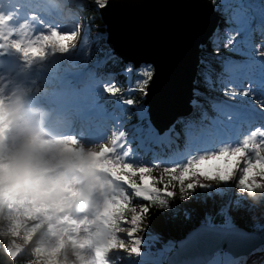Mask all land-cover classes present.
Wrapping results in <instances>:
<instances>
[{"label":"clouds","instance_id":"9594fccd","mask_svg":"<svg viewBox=\"0 0 264 264\" xmlns=\"http://www.w3.org/2000/svg\"><path fill=\"white\" fill-rule=\"evenodd\" d=\"M207 2L215 8L220 0ZM45 4L35 0L26 19L48 25ZM55 36L70 37L65 51H75L80 25L75 31L52 27L44 42ZM17 56L24 67L0 69V264H124L115 257L119 252L132 255L125 243L135 232L129 205L137 197L151 196V185H145L142 176L153 170L125 162L133 151L127 114L110 112L102 121L94 114L85 117L78 93L93 74L87 61L66 69L45 87L24 75L30 64L26 54L17 50ZM96 87L106 103H133L123 98L120 88L98 77ZM140 91L147 96L146 89ZM191 106L189 116L173 125L181 126L177 139L185 121H205L196 101ZM164 174L172 176V171L165 168ZM256 181H264V170H258ZM233 183L238 191L235 176ZM147 206L140 205L142 210ZM147 228L143 224L142 230Z\"/></svg>","mask_w":264,"mask_h":264},{"label":"water","instance_id":"95a60500","mask_svg":"<svg viewBox=\"0 0 264 264\" xmlns=\"http://www.w3.org/2000/svg\"><path fill=\"white\" fill-rule=\"evenodd\" d=\"M112 2L108 9L100 10L107 45L135 69L142 64L153 66L146 105L155 123L165 121L169 128L191 110L201 47L214 37L220 18L207 0ZM257 247H264V229L254 233L239 227L200 225L178 240L167 264H208L218 251L247 256Z\"/></svg>","mask_w":264,"mask_h":264},{"label":"snow or ice","instance_id":"6c2138e0","mask_svg":"<svg viewBox=\"0 0 264 264\" xmlns=\"http://www.w3.org/2000/svg\"><path fill=\"white\" fill-rule=\"evenodd\" d=\"M113 4L112 0H96L94 5L96 9L103 11ZM216 7L221 9V13H218L221 21L227 17L230 23L218 29L211 41L214 50L222 48L224 50L211 55L201 69L204 83L215 93L212 103L209 105L213 110L212 115L204 123L188 124L184 129L186 137L196 138L204 145L239 138V134L248 120V114L243 108L228 107L226 99H221V93L225 98L228 95H231L232 98L248 97L255 89L264 95V37L259 40L255 39V25H264V6L258 5L256 0H250L248 3L245 0H220ZM241 24L252 29L248 39L241 38L240 32L237 31ZM240 31L243 29L241 28ZM220 33L225 36L223 40H218ZM48 34L45 33V35ZM237 52L242 55H234ZM148 73L155 74L153 69H149ZM237 81L241 84L242 90L232 87V84ZM144 83L145 76L140 88H143ZM245 84L247 87H244ZM169 131L171 132L172 129ZM241 159L245 161L242 169L240 166L237 167ZM221 161L224 165L223 169L219 165ZM232 161L234 163L229 167ZM133 167L137 166L133 165ZM139 167L153 169V167L147 166ZM168 169L172 171V176H175L178 181L186 180L194 173L212 174L217 171L222 173L233 171L238 175L252 176L258 169H264V129L257 128L250 131L248 135L240 138L239 144L235 148L226 147L221 149L218 154L203 156L198 160H189L185 167ZM237 169L240 170L237 171ZM224 178L227 176L225 175ZM135 179L140 181L141 177L137 176ZM142 180L145 185L151 186L161 182L160 178L157 179L154 176L153 170L150 175L144 174ZM138 199L140 198L138 197ZM144 204H148V201L145 200ZM142 244V240L134 241L131 248V252L137 257L135 264H139L145 257Z\"/></svg>","mask_w":264,"mask_h":264},{"label":"rangeland","instance_id":"374dc122","mask_svg":"<svg viewBox=\"0 0 264 264\" xmlns=\"http://www.w3.org/2000/svg\"><path fill=\"white\" fill-rule=\"evenodd\" d=\"M48 1V0H46ZM53 1V0H52ZM56 1V5L58 6L59 9H61L63 12L67 13L69 18L72 21H75L76 23L78 22V25H80V36L78 39V43H77V48L75 51H65L66 47H67V39L63 38V36H59V38L56 40H50L47 42H43L38 49L36 48H28L25 50V52L29 53L30 50H37L36 54L41 55L43 58V60H46L48 57H55L54 62L50 65L49 64V70L51 71V78L49 80H47L45 82V85L42 84V86H49L52 83L55 82V80H57L61 74L66 70L67 67H76L78 66L80 63L87 61L90 66L93 69V74L90 76V82L88 83H92L94 86V82L97 83V77L101 80H103V82L105 84H114L116 87L121 89V86L116 85L115 81L110 80L109 78L106 79H102L100 78L99 75V66L102 65L103 62H98L96 55H94L92 53V50L95 49L94 46H92V41H98V42H102L101 38H105L106 36V32H102L100 30L99 27H95V28H91L89 25V22L86 21L84 19V15H81V12L79 11L81 8V5H83L84 3H87V5L92 6V9L95 7V3L96 0H72V3L70 0H63L62 2L59 3V1L61 0H55ZM246 3L250 2V0H245ZM256 3L258 5L264 6V0H256ZM60 4V6H59ZM77 6V7H76ZM74 7L76 8L74 11ZM216 10L221 11V9L215 7ZM91 10V9H90ZM89 10V11H90ZM229 22L224 23L222 25V28L229 24ZM66 31L68 30H75L73 28H69L66 27ZM243 29V31H240V29ZM257 28H255V38L256 40H259L261 37H264V34L261 31H257ZM259 29V28H258ZM237 31L240 32L241 38L243 39H248L250 34L252 33V29L246 27L244 24H241L238 28ZM89 36H88V34ZM222 35V37H221ZM221 37V38H220ZM91 38V39H90ZM225 36L223 33H220V35L218 36V40L220 39H224ZM80 40V41H79ZM55 50L54 51H49V48L47 47L48 44H55ZM84 43V44H83ZM30 46V45H29ZM94 47V48H93ZM97 49V53L98 55H103L105 54L107 57H109V53L107 51H105L104 48H100V47H96ZM24 52V53H25ZM237 55H242V53H235ZM149 69H152L150 66L146 67L143 66L141 69H139V71H137V74L139 75V79H138V83L142 84V82L144 81V76H145V85L146 83V79H147V75L150 74L148 73ZM127 75V74H126ZM128 76V75H127ZM54 80V82H53ZM96 87V86H95ZM232 87H235L238 90H242L241 89V85L238 84L237 82H234L232 84ZM98 92V89L95 88ZM94 89V90H95ZM95 90V92H96ZM134 90L130 89V93H132ZM250 99L246 100V97H235L232 99H228L225 98L224 96H221L222 100L227 101L228 107L230 108H234L237 105L239 106H244V105H248L250 107H256V108H262L264 107V104H258L255 100V96L253 94L250 93ZM96 103L98 105L99 111L102 112L101 116L104 115V105L102 104V99L98 98L95 99ZM125 105H118L117 107V111L123 113L125 111ZM138 115L142 121H145V113L141 112L139 110ZM208 116V115H206ZM211 118V115H209V119ZM129 134L132 140V134L134 132L133 129L129 130ZM192 145L191 144V149H192ZM238 146V145H237ZM235 148L236 146H231L229 144L226 145H221V144H217V146L215 148H211L209 151L205 152H196L194 154H192V156L190 154H187L189 160H198L199 158L203 157V156H210L213 154H218L219 151L223 148ZM122 151H120L121 154ZM192 152V150H191ZM154 156V155H153ZM187 161V164H188ZM126 163H131L133 165V163L138 162L139 165H143V162L141 161V159L137 158L136 155L134 154V158L129 159L126 158L125 160ZM234 163V161L230 162L229 167H231V164ZM245 161L243 159H241L239 161V165H240V169H242L243 165H244ZM169 165L173 164V161L168 163ZM220 167L223 169L224 165L223 162H219ZM187 166V165H186ZM185 167V166H183ZM240 169H237V171H239ZM258 170H264V169H258ZM258 170L256 173H254L252 176L246 175V174H236L233 171H229L227 173H222V172H214L212 174H208V173H194L193 175H191L190 177H188L186 180H180L182 183V186L185 187H190V186H194L196 187L195 189H200L198 190V192H202L204 194L207 195H213V194H219L220 196H223L224 199V204H223V209L221 210V212L216 215V216H211L209 215L207 217V224L208 225H223V226H227V224L232 223L231 226H235L237 225L236 221L238 220V216L240 213L245 212L246 210H248V208H254V207H260L262 205H264V181L262 182H257L256 181V177L258 175ZM246 171V170H245ZM227 176V178H224V176ZM236 177L239 179V190L236 191L235 189V184L233 183V177ZM239 177H243V178H239ZM211 185V186H208ZM152 193L154 194L153 197L156 196V190L153 188ZM151 197V198H153ZM140 198V197H139ZM144 199L145 198H140ZM147 200L149 198H146ZM219 212V211H218ZM216 217V218H215ZM132 220V224L133 226H135V229H138V225L140 224V219L138 215H133V217L131 218ZM252 227L250 229V231L253 232H260L264 229V216H261L259 218H256L255 220H253V223H251ZM229 227V226H228ZM149 236L151 235H147V237L145 238L146 241H148V239L150 238ZM126 239L131 240V237L128 236L126 237ZM160 241V239L157 236H153L151 243L149 244L147 242L146 246L147 249L146 251L148 252L149 250H151V248L153 246H156L157 242ZM114 244V241H113ZM170 245H165V247L161 250H159L158 252H156L155 254L157 255L154 259H157L159 257L163 258L165 255H169L170 251L172 252V249L170 248ZM169 252V253H168ZM167 253V254H166ZM120 254H122L124 257L127 256L125 255V253L123 252H119L117 255V258L120 257ZM222 254V253H220ZM164 255V256H163ZM225 255V254H223ZM227 256V255H225ZM220 255L218 257H215L214 259H216L215 261L220 259ZM253 258V261H260L261 259H264V256L262 257H251ZM251 258H247V262H251ZM213 259V260H214ZM229 259V260H228ZM233 260V259H232ZM230 260V257H228L227 259H225L224 263L227 264H237V260ZM212 262V261H211ZM211 262L209 264H211Z\"/></svg>","mask_w":264,"mask_h":264},{"label":"trees","instance_id":"16d2710c","mask_svg":"<svg viewBox=\"0 0 264 264\" xmlns=\"http://www.w3.org/2000/svg\"><path fill=\"white\" fill-rule=\"evenodd\" d=\"M88 13H90L89 10L84 13V15ZM91 18H93L91 20V26L102 25L98 15L97 18L93 14L89 15L88 19L90 20ZM224 20L225 18L223 21ZM102 47L104 48L103 44ZM215 54L212 43L203 50L201 54L202 65L199 68L198 77L195 82V91L200 94V96H198L199 103L204 105V107L210 111H213L209 105L212 103V98L215 93L204 83L201 77V69L205 65L206 61L211 57V55ZM104 59V55L103 57L100 56L98 58L99 61H103ZM100 71V74L104 78L109 76L115 77L116 82H119L123 85L124 93L128 90L129 82V79L124 76V73L126 71L131 72L132 84H135L138 79L132 68L130 69L129 66L125 65L122 61L116 58H111L110 60H107L105 63H103L100 67ZM140 87L141 85L137 86V92H135L133 95L124 97L126 100L133 101L132 104L134 107L141 105L144 101L143 92L140 91ZM143 88L145 87L143 86ZM110 108H114V104H112ZM132 112H134L133 109L128 111V117H130L129 120L130 122H136L137 117L134 114H131ZM184 123L188 122L185 121ZM180 127L181 126L177 124V131H180ZM182 133L183 131H181V134ZM176 140L180 148H183V140ZM164 169L165 167H153L154 176L157 179L160 178L161 181L159 184H156L158 190L161 191L160 198L154 201H148L146 213L143 212L141 214V229H143V224L146 223L148 224V228L146 230L151 233H156L163 239L164 242H176L195 227L204 223L209 214H218L222 209L224 197L217 194L206 195L201 191L198 192V188H184L175 176L169 178V176L164 174ZM164 189H168L170 191V195L163 194L162 190ZM181 196H184V199H181ZM142 204L144 203L138 201L137 198L133 199L132 203L129 205V217L132 215L131 209L139 211L140 205ZM261 216H264V205L260 207L248 208V210L245 212L240 213L236 223L237 225L250 229L252 227L251 223H253V220Z\"/></svg>","mask_w":264,"mask_h":264},{"label":"bare ground","instance_id":"6f19581e","mask_svg":"<svg viewBox=\"0 0 264 264\" xmlns=\"http://www.w3.org/2000/svg\"><path fill=\"white\" fill-rule=\"evenodd\" d=\"M71 1V0H70ZM47 3H49V4H52V5H54V6H56V1L55 0H48V1H46ZM77 7V6H76ZM62 14H64L65 15V17H66V20H67V27H69V28H73V29H75L76 28V26L78 25V22L76 23L75 21H72L70 18H69V16H68V14L67 13H65V12H63L62 11ZM1 21V20H0ZM255 28H259V29H264V25H255ZM64 29V31H66V27H64L63 28ZM68 31H73V30H68ZM75 31V30H74ZM1 35V34H0ZM15 39L14 40H10V39H7L5 36H1L0 37V46H3V48L4 49H8V50H10L11 52H14V53H17V50H19L20 52H21V49L23 48V46L24 45H22L21 46V41H20V39L18 38V35H15ZM59 38V36H55L54 38H53V41L56 39H58ZM63 38H65V39H67V40H69V39H71L70 37H65V36H63ZM80 41V40H79ZM43 43V41H41V39L40 38H37L36 40H34V41H31V43H29V45H30V48L32 49H34V48H36V49H38L39 48V46L41 45ZM84 44V43H83ZM26 53V52H25ZM45 61H43V60H34V61H32V62H30V63H38L40 66H42L43 65V63H44ZM44 67L45 68H49V64H44ZM38 82V81H37ZM39 83V82H38ZM41 84V83H40ZM43 84V83H42ZM41 84V85H42ZM95 86H93L91 83H87V85H86V87H84L83 88V90H84V92H85V94H87V97L86 98H88V99H90L91 100V102H92V106H95L96 104H95V99H96V92H95ZM80 91H79V93H78V95H79V97L81 98V95H80ZM256 95H257V99H259V100H261L263 103L262 104H264V96L263 95H261L258 91H257V93H256ZM264 106V105H263ZM101 115V112H98V116H100ZM146 116H147V114H146ZM253 122V121H252ZM262 123H263V121H262ZM254 124H256L257 126H260L261 125V123L260 122H256V121H254ZM232 225V223H229V224H227V226H223V225H221L224 229H229V228H231V227H233V226H231ZM229 226V227H228ZM193 231V230H192ZM191 231V232H192ZM248 232H252V231H250V230H247ZM190 232V233H191ZM259 234H255V236H258ZM169 253V252H168ZM170 253H171V251H170ZM167 254V253H166ZM221 257H220V259L219 260H217V261H212L211 262V264H223L224 263V261H225V259H226V257L227 256H225V255H223V254H219ZM169 255H165L164 256V258H159V262H160V264H165V259H167V257H168ZM230 260H232V259H230Z\"/></svg>","mask_w":264,"mask_h":264}]
</instances>
